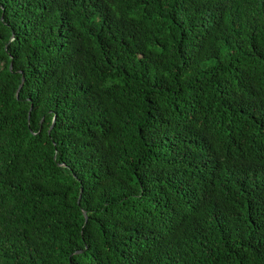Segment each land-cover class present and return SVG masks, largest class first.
<instances>
[{
    "label": "trees",
    "instance_id": "obj_1",
    "mask_svg": "<svg viewBox=\"0 0 264 264\" xmlns=\"http://www.w3.org/2000/svg\"><path fill=\"white\" fill-rule=\"evenodd\" d=\"M0 264H264V0H0Z\"/></svg>",
    "mask_w": 264,
    "mask_h": 264
},
{
    "label": "water",
    "instance_id": "obj_2",
    "mask_svg": "<svg viewBox=\"0 0 264 264\" xmlns=\"http://www.w3.org/2000/svg\"><path fill=\"white\" fill-rule=\"evenodd\" d=\"M10 69L12 70L13 69V65H11V67H10ZM24 81H25V79L23 78V81H22V84H21V86H20V89L23 87V85H24ZM19 93V92H18ZM19 96V95H18ZM79 205H80V202H79ZM84 213V216H85V218H86V220L88 219V217H87V213L84 211L83 212ZM83 252H78L77 253V255H80V254H82Z\"/></svg>",
    "mask_w": 264,
    "mask_h": 264
}]
</instances>
